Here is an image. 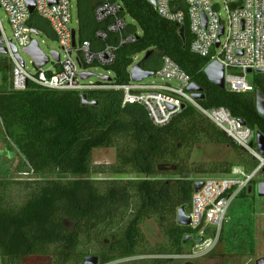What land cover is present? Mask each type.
Listing matches in <instances>:
<instances>
[{
    "label": "trees",
    "instance_id": "trees-1",
    "mask_svg": "<svg viewBox=\"0 0 264 264\" xmlns=\"http://www.w3.org/2000/svg\"><path fill=\"white\" fill-rule=\"evenodd\" d=\"M119 1L134 21L129 29L139 28L141 35L117 49L115 62L108 67L115 83L128 81L135 56L153 50L141 61L143 69L160 66V62L152 65L153 58L170 57L203 89L204 97L198 100L202 107L227 108L233 117L264 135V119L255 105V93L264 95V74L252 75L254 92L216 87L203 71L207 59L189 49L186 25L183 41L177 26L161 17L148 0ZM94 5L89 0L78 3V40L92 44L98 28ZM31 21L53 36L46 21L35 14ZM86 95L97 103L82 106L76 91L35 85L13 90L10 63L0 55L2 139L8 152L21 156L19 173L44 177L0 179V264H26L35 258L46 264H82L85 256H96L98 264H118V260L139 255L158 257L141 264H171L159 257L183 254L185 236L197 232L176 223L177 209L182 206L188 211L190 207L195 182L191 175H228L234 167L250 173L258 165L255 157L191 104L186 103L166 126L156 127L143 106L121 107L118 90H94ZM197 144H225L237 161L193 162ZM103 147L116 151L115 163L107 167L93 164L91 159L93 149ZM104 170L139 176L64 179ZM54 175L56 178L48 177ZM147 219H154L163 235L155 245L141 229Z\"/></svg>",
    "mask_w": 264,
    "mask_h": 264
},
{
    "label": "built area",
    "instance_id": "built-area-1",
    "mask_svg": "<svg viewBox=\"0 0 264 264\" xmlns=\"http://www.w3.org/2000/svg\"><path fill=\"white\" fill-rule=\"evenodd\" d=\"M32 1L34 9L31 13L26 0H0V9L4 11L11 30V35L7 34L0 18V49L6 50L1 55L10 63L13 90H26L31 85L79 94L118 90L122 93L121 107L128 104L143 106L156 127L166 126L182 111L183 105L191 104L258 160L257 167L250 173L234 167L228 175L204 177L200 179L201 187L193 192L186 214L190 218L188 226L197 232L192 236L196 243L189 256L208 253L218 241L232 198L248 188L254 177L264 170V156L257 153L255 145L250 146L255 141V130L233 117L227 108L202 107L188 90L192 82L190 76L168 56L161 55L160 66L151 70L153 75L149 76L160 78L161 82L147 81V78L134 81L129 75L127 82L115 83L108 67L114 64L117 49L141 35L140 29H129V24L134 21L119 0H102L93 7V18L98 24L94 37L100 43L96 48L89 40L80 41L77 37L72 44L71 0ZM152 6L178 29L187 26L189 49L207 59L204 68L212 61L223 66L226 91L254 92L251 74L264 69V0H155ZM33 14L48 23L58 46L59 60L53 59L51 51L46 54L41 50L35 39L41 29L32 23ZM34 42L49 61L38 67L30 57L32 68H28L18 51ZM132 66L133 63L129 70ZM96 68L105 69L107 74L95 75L91 71ZM86 72L92 75L83 79L81 73ZM104 76L111 80L104 79Z\"/></svg>",
    "mask_w": 264,
    "mask_h": 264
},
{
    "label": "rangeland",
    "instance_id": "rangeland-1",
    "mask_svg": "<svg viewBox=\"0 0 264 264\" xmlns=\"http://www.w3.org/2000/svg\"><path fill=\"white\" fill-rule=\"evenodd\" d=\"M84 0H71L72 5V22L70 27L72 29L78 28V3ZM92 5L98 0H89ZM0 18L6 29L7 34L11 35V30L8 25L5 13L0 9ZM39 46L46 54L49 51H58V46L55 39L46 31L41 30L35 38ZM19 56L24 61L28 68H32L31 58L23 50L18 51ZM144 57V52L138 54L133 58V65L138 63ZM160 62L159 59H152L154 67ZM155 70V69H154ZM153 70V71H154ZM97 76L106 75L107 72L103 68L92 69L91 71ZM253 75V74H251ZM94 80L93 77L90 78ZM147 81L161 82L160 78L149 77ZM7 144V143H6ZM5 146L0 144V179L13 180H36L44 177L34 173H19L18 166L21 163V156L13 151V157L7 160L4 157L3 150ZM3 152V154H1ZM192 160L195 162H218V161H237L236 155L225 144H197L192 152ZM93 164L107 167L116 161V151L113 147L95 148L91 156ZM239 170V168H237ZM240 171V170H239ZM213 175V174H212ZM137 174H109L107 171L102 173H91L88 175L79 176H65L68 178H136ZM211 176L204 173H195L191 175L192 179L197 181L204 177ZM214 177L220 175L214 174ZM56 178L54 176H48ZM264 180V172L258 173L252 183V192L246 194H238L234 196L228 206L226 212V221L223 223L215 246L206 254L200 256H189L193 249L196 238L188 237L184 244V252L180 255L160 256L159 258L169 261L171 264H257V260L264 258V197L257 194V185ZM141 229L152 245H155L163 240V235L158 228L154 219H147L141 224ZM252 246L251 250L250 247ZM235 248V249H232ZM229 249V250H226ZM232 249V250H230ZM151 258H158L154 256L139 255L130 258H125L116 261L118 264H127L148 260ZM46 260L40 258L28 259L26 264H46ZM134 264V263H133Z\"/></svg>",
    "mask_w": 264,
    "mask_h": 264
},
{
    "label": "water",
    "instance_id": "water-1",
    "mask_svg": "<svg viewBox=\"0 0 264 264\" xmlns=\"http://www.w3.org/2000/svg\"><path fill=\"white\" fill-rule=\"evenodd\" d=\"M148 1L151 5H155V0H148ZM26 3L28 4L29 11L32 13L34 9L33 1L26 0ZM178 35L181 37L183 41L185 40L184 27L181 26L178 29ZM75 37H76L75 31L73 30L72 31V44L73 45L75 44ZM23 51L33 58L35 64L38 67H42L49 61V58L39 49L36 42H34L31 46L24 48ZM5 52L6 50L0 49V55L5 54ZM50 53L54 60H59V55L56 51H51ZM152 53H153V50L146 51L144 53V57L138 63L132 66L129 72L132 80L141 81L153 75L152 71L143 69L141 67V61L148 59ZM203 71L208 81L211 84L215 85L216 87L220 89H224V83H223L224 69L221 64H219L217 61H212L210 64H208L204 68ZM248 72L251 73V70H248ZM256 72L264 74V69H258ZM91 75L92 73H87V72L81 73V77L83 79H86ZM103 78L106 80H111L109 76H104ZM188 90L191 92V95L195 100H199L204 97L203 89L194 82L190 83V85L188 86ZM80 99H81L82 106L95 105L97 103V101L89 100L87 95L84 93L80 94ZM255 105H256V110L258 114L264 119V95L260 91H257L255 94ZM239 121L244 124L243 120L239 119ZM250 146H253V142L250 143ZM255 150L261 156H264V135L259 130L255 131ZM201 185H202V181L200 180L195 181L193 184L194 191H197L201 187ZM250 191H251V186H248V192ZM256 191L260 197H264V182L258 183ZM176 223L182 226H188L190 223V218L189 216H187L186 210L182 206L177 209ZM188 237L189 235H186L183 242H186ZM256 263L264 264V258L257 260ZM82 264H98V258L96 256H85L83 258Z\"/></svg>",
    "mask_w": 264,
    "mask_h": 264
},
{
    "label": "crops",
    "instance_id": "crops-1",
    "mask_svg": "<svg viewBox=\"0 0 264 264\" xmlns=\"http://www.w3.org/2000/svg\"><path fill=\"white\" fill-rule=\"evenodd\" d=\"M101 0H98L97 2H95L94 4H96V3H98V2H100ZM78 24H79V20H78ZM139 29V28H138ZM75 31H77L76 32V34H75V36L78 38V28H77V30L75 29ZM92 44V43H91ZM100 45V43L98 42V41H96L95 43H93L92 44V47L93 48H96V47H98ZM145 53V52H144ZM131 70V69H130ZM130 70H128V76L130 75ZM146 70H148V69H146ZM150 70V69H149ZM151 71V70H150ZM112 74H113V72H112ZM113 76H114V74H113ZM256 94V93H255ZM256 131V130H255ZM2 132H3V129H2V127H0V144H2L3 146H5V149L3 150V152H5L4 153V157L7 159V160H10L12 157H13V152H8V150L6 149L7 147H6V144H5V142H4V140L2 139ZM253 145H255V141L253 142ZM196 146V145H195ZM195 146H194V148H195ZM3 152L1 153V154H3ZM191 158H192V156H191ZM191 161H193L194 162V160H192L191 159ZM264 172V170H262V173ZM197 181H199V180H197ZM253 181V180H252ZM260 182H264V180L263 181H260ZM252 183V182H251ZM251 183H250V185L249 186H251ZM247 190H248V188H246ZM245 189V190H246ZM252 192V186H251V191L250 192H248V193H251ZM219 238H220V236H219ZM252 247V246H251ZM250 247V248H251Z\"/></svg>",
    "mask_w": 264,
    "mask_h": 264
}]
</instances>
